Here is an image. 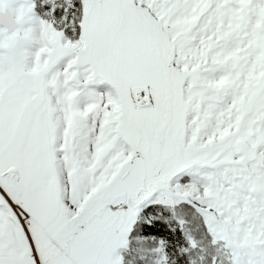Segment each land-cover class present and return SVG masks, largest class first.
Wrapping results in <instances>:
<instances>
[{"label": "snow or ice", "instance_id": "6c2138e0", "mask_svg": "<svg viewBox=\"0 0 264 264\" xmlns=\"http://www.w3.org/2000/svg\"><path fill=\"white\" fill-rule=\"evenodd\" d=\"M0 264H264V0H0Z\"/></svg>", "mask_w": 264, "mask_h": 264}]
</instances>
